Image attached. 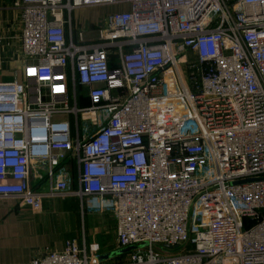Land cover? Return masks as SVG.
Listing matches in <instances>:
<instances>
[{
  "label": "built area",
  "instance_id": "1",
  "mask_svg": "<svg viewBox=\"0 0 264 264\" xmlns=\"http://www.w3.org/2000/svg\"><path fill=\"white\" fill-rule=\"evenodd\" d=\"M105 7L120 10L75 17ZM14 8L20 29L0 24V73L19 67L0 82V201L38 215L76 198L115 223L110 255L69 240L31 264H264V0Z\"/></svg>",
  "mask_w": 264,
  "mask_h": 264
},
{
  "label": "crops",
  "instance_id": "2",
  "mask_svg": "<svg viewBox=\"0 0 264 264\" xmlns=\"http://www.w3.org/2000/svg\"><path fill=\"white\" fill-rule=\"evenodd\" d=\"M15 1L0 0V24L7 38L20 29ZM6 64L11 68L16 65L10 61ZM80 205L76 198L55 199L46 201L43 212L35 215L17 201L1 200L0 264H31L34 258L50 251H63L69 240H76L80 245L86 241L89 246L96 241L100 255L113 252L114 220L87 216ZM100 235L105 239L103 244L98 241ZM108 259L101 262L111 264L112 260Z\"/></svg>",
  "mask_w": 264,
  "mask_h": 264
},
{
  "label": "rangeland",
  "instance_id": "3",
  "mask_svg": "<svg viewBox=\"0 0 264 264\" xmlns=\"http://www.w3.org/2000/svg\"><path fill=\"white\" fill-rule=\"evenodd\" d=\"M120 9H116V8H112V7H105V8H100V9H95V10H83V11H77L75 13V17H80L83 19H94L99 21L100 19H103L105 16H107V14H111V13H115L117 11H119ZM91 31L95 30V29H90L93 27V25L88 24L87 26ZM89 39L92 38L91 34H88ZM96 38V37H94ZM94 40V39H93ZM18 64V63H17ZM16 70H19V67L14 65V68L8 67L7 64L4 68V71L2 73H0V82H7V81H11L13 80V73L16 72ZM12 77V78H11ZM19 78H21L20 73H19ZM43 176L46 175L45 171H42ZM99 242H101L103 244V242H105V239L103 238L102 235L99 236L98 239Z\"/></svg>",
  "mask_w": 264,
  "mask_h": 264
},
{
  "label": "water",
  "instance_id": "4",
  "mask_svg": "<svg viewBox=\"0 0 264 264\" xmlns=\"http://www.w3.org/2000/svg\"><path fill=\"white\" fill-rule=\"evenodd\" d=\"M247 182H249V181H245V182H242V183H247ZM106 259H108V256H104V257L100 258V261H103V260H106Z\"/></svg>",
  "mask_w": 264,
  "mask_h": 264
},
{
  "label": "trees",
  "instance_id": "5",
  "mask_svg": "<svg viewBox=\"0 0 264 264\" xmlns=\"http://www.w3.org/2000/svg\"><path fill=\"white\" fill-rule=\"evenodd\" d=\"M81 103L86 105V104H88V101L86 99H81Z\"/></svg>",
  "mask_w": 264,
  "mask_h": 264
}]
</instances>
